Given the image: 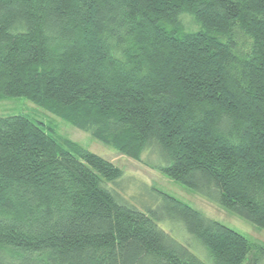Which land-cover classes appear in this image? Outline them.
Masks as SVG:
<instances>
[{
  "label": "trees",
  "instance_id": "16d2710c",
  "mask_svg": "<svg viewBox=\"0 0 264 264\" xmlns=\"http://www.w3.org/2000/svg\"><path fill=\"white\" fill-rule=\"evenodd\" d=\"M11 97L264 231V0H0ZM121 174L0 115V264H264V247L163 191L125 199Z\"/></svg>",
  "mask_w": 264,
  "mask_h": 264
},
{
  "label": "rangeland",
  "instance_id": "374dc122",
  "mask_svg": "<svg viewBox=\"0 0 264 264\" xmlns=\"http://www.w3.org/2000/svg\"><path fill=\"white\" fill-rule=\"evenodd\" d=\"M243 42L247 43V39L243 38ZM0 115H24L38 122L44 130L56 135L58 138H66L74 141L87 150L112 162L122 171L121 177L118 180H121V186L117 187V189L125 199L136 204L141 202V204L148 206L152 202V195L147 187L163 191L196 208L206 216L241 233L254 244L264 247L263 230L193 192L188 187L163 175L158 170L150 168L144 163V155L141 156L140 160L130 158L94 139L88 132L77 129L64 118L34 104L24 97L0 99ZM149 161L152 164H157L160 159L156 154H153L150 155ZM167 226L171 228L172 232L170 233L177 240L181 241L180 236L183 233L186 234L180 226L174 224H167ZM197 250L204 256L200 248ZM193 251L198 254L194 249Z\"/></svg>",
  "mask_w": 264,
  "mask_h": 264
}]
</instances>
